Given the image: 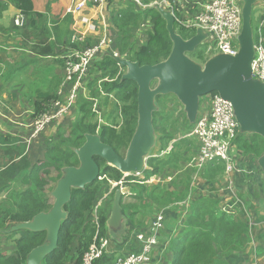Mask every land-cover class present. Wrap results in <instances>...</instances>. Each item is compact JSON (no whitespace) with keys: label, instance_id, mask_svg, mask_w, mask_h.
<instances>
[{"label":"trees","instance_id":"1","mask_svg":"<svg viewBox=\"0 0 264 264\" xmlns=\"http://www.w3.org/2000/svg\"><path fill=\"white\" fill-rule=\"evenodd\" d=\"M140 1L144 4L150 2L149 0ZM3 8L4 6L1 7V9ZM27 14L30 15L28 12ZM114 14L112 20L119 33L116 51L121 57L137 61L140 65H143L158 63L168 56L172 43L165 29V22L155 8L148 7L136 10L133 4L128 1L124 9H119ZM145 21H148L150 25L145 31L147 38L145 42L137 44L132 32L133 30L135 32V29L139 28ZM30 22L31 25H34L33 20ZM174 28L181 36H187L185 30L178 28L176 24ZM252 28L254 39L257 40V27L253 23ZM68 38L70 39V37ZM91 44L92 42L88 39L86 43L78 40L68 41V49L80 50L91 46ZM38 51L47 53L46 47L42 51ZM194 56L196 61L202 58L201 53H196ZM57 60L62 65V60ZM93 65L100 71V74L98 77H92L91 81L87 83L90 97L98 98L102 92L107 97L112 93L115 109H117L119 116L111 117L110 122H107L106 117L108 118L112 112L106 116L103 114V121L107 124H103V122L97 124L92 121L95 114L89 108L92 101L88 100L89 98H83L78 105V119L69 126L68 130L62 128L57 130L55 136L47 141L42 159L38 163L33 164L26 154L15 157L14 151L4 150L6 154L11 155L14 153V156L5 166L0 167V193L8 189L18 175H20V178L17 189L20 190L22 187L23 189L15 194L16 200L13 204L15 209L13 211L0 210V236L2 235L5 242L9 243L8 246L11 247L10 255L0 253V264H25L29 251L43 243L45 239L43 232L36 233L29 230L6 232V230L11 224L29 221L36 213L46 211L51 207L47 196L42 194L44 188L49 184L43 174L49 175V171L54 169L57 172V180L63 167L76 166L78 160L74 149L83 143L84 134H98L102 142L112 146L119 154H121L120 149H126L127 147L137 121V87L134 82L121 79L123 69L112 57L97 58ZM162 97L163 100L165 99V96H158L155 102ZM57 98L56 91L51 88L46 91L37 89L32 117L35 118L40 113L48 111ZM156 113L153 114L155 132L159 129L154 124ZM182 114L185 113L182 111ZM185 122L186 129H191L193 125L188 124L186 118ZM159 130H161V135L157 137L156 143H159L162 150H164L173 139V136L167 130L166 124L160 127ZM188 143L185 137L180 138L177 143L172 145L170 152L162 156L148 158L147 166H149V169L145 170L146 177L161 174L168 167L173 168V170L177 169L179 163H184L188 159L186 156L180 155L188 149ZM233 144L236 145L239 153L250 159L248 165L247 162L241 165L250 167L252 163L259 170L255 159L264 153V138L257 134H251L250 137L245 138L239 133L233 139ZM174 146L176 150H174ZM95 159L99 164V177L101 178L87 185L84 189H72L71 200L64 207L68 214L67 218L61 223L58 246L45 256L42 264H70V262L80 264L82 254L95 234L96 228L90 220V213L101 196L99 191L102 188L109 189L111 182L131 179L130 177H124V174L117 169L106 165L102 159L98 157H95ZM223 170V161L215 160L205 166L202 170L204 172L201 171V176L208 183L218 184L217 180L222 177ZM233 178H235L234 175ZM186 182L183 191L178 195L166 185H163L164 188L159 185L149 188L144 185L141 186V184L138 187H133L137 189H131V193L134 194V201L123 202L121 199L119 202L120 206L126 212H129L128 217H130V227L132 228L135 224H138V222L133 223L135 215L153 214L154 208L163 209L172 206L176 209L179 202L186 201L187 205L182 207L183 222L177 225L178 218L172 216L173 214L166 215L164 224L162 221V228L157 234V243L152 247H157V254L151 264H233V260L230 261V256H233L234 247L238 246L237 244L244 239L248 241L256 239L259 242L264 238V233L260 232L263 229L254 226V221L251 224L252 218L247 217L246 213L245 215L242 213L243 218H239L235 214L227 213L228 211L224 207L222 209L218 204L219 199L216 198L212 190L205 196L195 195L191 197L190 194L189 198H185L189 193L191 174H189ZM235 184L236 182H234ZM117 188H112L109 194L110 197L113 196ZM185 188L186 190H184ZM254 196L257 199L258 197L263 198L257 193L253 194ZM260 199L258 200L260 201ZM247 204L249 203L247 202ZM235 209L236 207H233L230 211ZM106 210L107 208L101 209L98 216V230L101 236L106 235V222L109 214V210ZM138 232L140 231L136 233ZM259 249L262 251L261 248ZM149 262L147 264H150ZM110 263H113L111 255H103L95 264Z\"/></svg>","mask_w":264,"mask_h":264},{"label":"water","instance_id":"2","mask_svg":"<svg viewBox=\"0 0 264 264\" xmlns=\"http://www.w3.org/2000/svg\"><path fill=\"white\" fill-rule=\"evenodd\" d=\"M263 0H242V26L235 55L214 54L200 64L188 54L195 51L205 37L202 30L184 38L175 31L171 12L162 5L153 8L165 22L172 47L168 56L155 64L140 65L125 57L106 52L123 69L122 80L135 83L137 121L123 155L101 141L98 134H84L83 143L76 149L78 164L61 169V175L50 192L51 207L36 213L29 221L11 224L6 232L29 230L43 232L42 244L26 256L25 264H42L46 255L58 246L61 223L67 218L64 207L71 200L72 189H84L99 178V164L95 157L123 174L145 171L147 157L156 144L153 114L157 111L156 98L171 95L182 105L188 124H193L203 96L217 93L229 101L241 134H257L264 138V83L251 77L254 56L252 9ZM264 184V153L255 159ZM129 191V190H128ZM126 194L116 189L107 225L118 227L124 217L119 204Z\"/></svg>","mask_w":264,"mask_h":264},{"label":"crops","instance_id":"3","mask_svg":"<svg viewBox=\"0 0 264 264\" xmlns=\"http://www.w3.org/2000/svg\"><path fill=\"white\" fill-rule=\"evenodd\" d=\"M77 1L78 0H0V97L4 98L8 94L10 100L18 104V107H14L13 104H10V106L13 107L11 109L7 108L8 106H3L4 112L0 114V133L1 137L13 148L15 154L16 152L18 155L26 154L29 160L36 159L37 157L41 158L47 141L54 137L57 132L56 130L53 131V127L59 124L52 123L48 124L33 140L29 141L28 138L31 122L34 119L31 113L34 107L33 103L36 100V90L42 89L46 91L51 88L53 91H57L60 87L62 82V65H60L57 59L62 60V55L70 50L68 49V41L74 42L78 40L79 42L86 43L88 39L92 44H95L100 38L106 37L108 45L101 51L100 57L109 56L105 54L106 52H117L116 48L119 33L117 27L113 23L112 17L119 9H124L127 2L130 0H117V2L108 1L102 9H94L91 6H86L79 13H71L69 8H72ZM149 1V3H151L160 0ZM179 1L182 2L184 0ZM2 6H4L3 9H1ZM144 8L148 7H143L141 9ZM27 12L30 15H28ZM19 14L23 16V23L17 26L14 24V19ZM31 20L34 21V25H31ZM252 23L257 27L258 31L259 28L264 31V0L255 3L253 6ZM141 26L144 25L142 24ZM147 26L150 27V25ZM138 29L139 28H136L135 32L133 30L132 34L134 36ZM68 37H70V39ZM44 47H46L47 53H40L38 50L42 51ZM99 74L100 71L92 63L66 115V119L71 123L70 125L78 119V105L80 101L90 96V90L87 88L89 91L88 95L84 96V89L82 90V88L84 86L87 87V83L91 81L92 77H98ZM44 77L45 83L43 86H45V88L42 86L37 88L40 85H37L36 78L42 79ZM5 85L9 90L11 89V93L3 89ZM65 97L66 91L62 98ZM26 100L28 101V106L23 102ZM13 110L16 111L15 114ZM244 162H247L248 165L250 159L240 154L236 158V170L232 175L235 177L234 182H236L235 191L237 192V196L239 198L241 196L240 199L242 200L246 195V198H248L246 202L251 204L250 201L253 194L257 193L264 197V184L261 182V171L255 168L252 163L250 167H243L241 164ZM217 185L218 184H216V186ZM220 185L221 183H219V186ZM129 187L130 189L133 188L131 186ZM112 188L114 187L111 185L109 189L112 190ZM223 188L225 189H222L220 193L212 190L216 198L219 199L218 204L225 201H230L231 203L233 200L229 197V189L226 185ZM109 189L107 191H102L104 190V188H102L99 193L107 192V196H109L111 192ZM208 194L209 192L203 196ZM128 195L132 197V201L135 200L133 197L134 194L129 190L127 195L122 196L121 199L123 202L124 198ZM191 195V197L198 195V191H193ZM113 197L114 194L110 197L112 201ZM255 201H252V206L249 204L245 206L244 202L243 204L235 205L236 209L233 210L234 214L239 217L246 213V216L249 217L248 215L252 213V209L249 208V206L253 208ZM105 203L109 209V217L112 202L109 205V201L106 199ZM178 205L177 207L179 210L172 208V206L160 209V213H162L164 217L163 224L168 214H173L172 216L178 218L176 222L177 225L183 222L184 213L182 207L187 204L181 201ZM226 205L228 206V203ZM122 210L124 217L118 227L114 228L108 226L106 223V235L110 239L113 251H118L120 256L139 250V242L134 239V234L137 231L143 233L148 232L152 222L155 220V217H153L150 224L148 226L146 225V227H142V222H140V224L138 223L131 228L130 217H128L129 212H126L123 208ZM171 210H176L177 212L173 213ZM238 211L241 213L240 215L237 214ZM263 211L264 209H258L261 217H264ZM253 215L256 217L252 218L254 226H256V223H261L260 226L256 227L263 228L264 220L259 221L260 218L256 216L254 211ZM156 254L157 247H154L149 256L150 264L153 263ZM234 255L240 257L241 251L234 250L233 257ZM233 264H235V262ZM242 264L246 263L242 262Z\"/></svg>","mask_w":264,"mask_h":264},{"label":"built area","instance_id":"4","mask_svg":"<svg viewBox=\"0 0 264 264\" xmlns=\"http://www.w3.org/2000/svg\"><path fill=\"white\" fill-rule=\"evenodd\" d=\"M108 1L117 2V0H78L72 8H69V11L76 14L86 6L102 9ZM130 2L136 10L143 7L162 5L171 12L174 18V25L176 24L178 28L185 30V35L187 36L184 38H189L195 34L197 29L202 30L205 37L201 44H206L204 47V55L206 56L210 57L220 53L235 55L238 51V36L242 26V0H184L182 2L179 0H160L146 5L142 4L140 0H130ZM22 23L23 16L19 14L15 17L14 24L19 26ZM257 34L258 37L254 43V56L251 63V77L264 83L263 30L259 28ZM107 45L108 40L106 37H102L89 47L80 50H69L62 55V82L56 91L58 98L48 111L40 113L32 120L28 137L29 141L36 138L48 124L65 120V116L76 97L78 89L81 87V82L86 76L89 66L100 57L101 51ZM111 53L120 56L115 51H111ZM65 91L66 97L62 98ZM202 98L193 127L183 137H192L197 142L199 150L193 166L191 165L196 172L200 173L212 161H223L224 170L222 176L227 182L229 197L233 200L226 207L228 208L227 211H230L235 205L240 204V199L235 194L232 175L236 170V158L241 154L237 149H234L235 144H233V139L240 133L239 125L229 101L223 99L217 93H209ZM171 148L169 146L160 151L161 155H158V153L156 155H148L147 159L162 156L170 152ZM132 176L139 178L137 181L142 180V182H148L154 177H144L142 172L124 174V177L127 178ZM126 181L111 182V185L122 189L126 193L124 195H127L129 191L125 186ZM106 196L107 192L103 197L105 198ZM105 201L100 197L90 213L96 230L92 241L82 254L80 264H95L103 255H111L113 263L110 264H147L152 247L157 243L158 231L162 228L163 214L159 213L156 215L147 233L138 232L135 234V239L140 243L139 251L120 256L118 251H113L109 237L99 234L98 216L100 210L106 208L102 205ZM184 203L186 204L185 200ZM250 223L252 224V221Z\"/></svg>","mask_w":264,"mask_h":264},{"label":"rangeland","instance_id":"5","mask_svg":"<svg viewBox=\"0 0 264 264\" xmlns=\"http://www.w3.org/2000/svg\"><path fill=\"white\" fill-rule=\"evenodd\" d=\"M143 25L144 26L139 27L138 31L135 33V36H134L135 41L138 39L137 40L138 42L136 41L137 44L145 42L146 37H147V36H145V31H146V29H148L147 25H149V24L146 21L143 23ZM263 37H264V31H263ZM205 45L206 44H204V43L200 44L198 46V48L195 51H193L192 53H189L188 56L191 59H193L194 61H196L194 54L201 53L202 58L198 59L197 61H198V63L203 64L205 62V60L209 58V56L204 55ZM76 50H79V49H76ZM36 83H37V85H40L37 88H40L41 86L43 88H45V86H43L45 83V77L42 79L36 78ZM3 89H5L6 92L7 91H9L10 93L12 92L11 89L9 90L6 85L3 87ZM82 90H83L84 96L88 95L89 91L87 90L86 86H84L82 88ZM88 98H89L88 100L92 101V104L89 107L90 111L95 114L92 117L93 122H96L97 124H101L102 122H103V124H107V123H105V121H103L104 115L106 116L108 113L112 112L108 118L106 117L107 122H110L111 117L118 115V111H117V109H115V101L113 100V94L112 93L109 95V97L108 96L106 97L105 94L102 92L101 96L98 98L90 97V96ZM165 99H166V101L164 102ZM165 99L163 100V97H162L158 101H156V105H157L158 109L156 111L157 113L155 116L154 124L157 125V127H159V129H160V127H163L166 124L167 130L170 131V133H172L173 139L167 144L166 148H168L169 146L172 147L173 144L177 143L180 138H183L184 134L188 133L192 129L193 126L189 130L186 129V122H185L186 117H185V114H182L183 107L177 101V99L174 96L166 95ZM202 99L203 98H201V100H200V105L202 103ZM23 102L26 106H28L27 100L23 101ZM10 104H13L14 107H18L17 102L14 103L12 100H10V96L8 94L4 98L0 97V114H2L4 112L3 106H6V107L8 106L7 108H10V109L13 108L10 106ZM13 113L15 114L16 111L13 110ZM31 115H32V113H31ZM56 124H59V125L54 126L53 131H55V130L57 131L59 128H62L64 130H68L71 123L66 119V116H65V120L60 121V122H56ZM159 129L156 130V136L157 137H159L161 135V130H159ZM242 135L245 138H248L251 136V134H242ZM185 138L189 142L188 143L189 147H188V149L184 150V152H182L180 154V155L186 156L188 158L186 161H184V163H181V164L179 163L178 168L175 170H173V168H171V167L166 168L164 171H162L161 174L154 175V177H152L148 182H142V180L137 181V180H139V178L132 176V177H130L131 179L126 181L127 190H131L129 186L138 187V185H141V184H142L141 186L144 185V186H147L149 188H153L156 185H159V186H163V185L165 186L166 185V186H169L171 188V190L178 195L180 192L183 191L182 189L187 184L186 181L189 177V174H191V183H190L189 193L185 198H187L195 190L198 191V196L201 197L204 194H207L208 192H210L211 190H214L215 192L220 193L222 189H225L223 187H225V185L227 186V182L225 181V179H223V176L221 178H218V180H217V181H219V183H221V185L219 186V183H218V185L216 186V184L213 185L211 183H208L206 180H204V178L201 176V172L198 173V172H196L194 167H191V165L193 166V163L195 161V158H196V155H197L199 149L197 146V142L192 137H185ZM234 149H237V147L235 145H234ZM4 150L14 151L13 148L8 144V142L5 141L1 137V133H0V167L5 166V164H7L10 161V159H12V157L14 156V153L11 155L6 154V152H4ZM174 150H176L175 146H174ZM119 151L121 152V154H123L125 152V148L120 149ZM160 151H163L162 147L159 145V143H156L155 146L150 151L149 155L150 156L156 155L157 153H158V155H161ZM232 153H233V151H232ZM17 155L18 154L16 152L15 157ZM41 159H42V157L41 158L37 157L36 159L31 160V162L33 164H36L39 161H41ZM145 167L149 168V166H147V164ZM202 172H204V171H202ZM43 175H44L45 179L48 180L49 184L44 188V191L42 192V194L47 196V200L51 204L53 202V198L50 195V191L53 189V187L55 185V180L57 178V172L54 169H51L49 171V175H47V174H43ZM146 175H147L146 171L142 172V176L146 177ZM41 176H42V174H41ZM19 178H20V175L16 176V179L12 182L11 186L8 189H6L0 193V210L13 211L15 209L13 206V204L16 200L15 194L18 191L21 192L23 189V187L20 190L17 189L19 187ZM164 186H163V188H164ZM133 189H137V188H133ZM105 190L107 191L108 189H104L102 191H105ZM184 190H186V188ZM100 194H101V196H100L101 199H103V200L108 199L109 205H110L112 202V198H110L109 196H106L104 198L103 195L105 193H100ZM235 194L237 196L236 191H235ZM247 199L248 198H246V195H245L244 198H242V200L240 199V204L244 202V204L246 205L247 204L246 201H248ZM258 199H260V198L258 197ZM258 199H257V197L254 196V197H252V199L250 201V203L252 204V201L257 200L259 204L255 201V203L253 204V208L251 206H249V208L252 209V213L250 215H248L249 218L255 217L253 215V211L255 212L256 216L259 217L260 212H258V209L264 208V197L262 199H260V201ZM132 200L133 199L131 196H126L124 198V202H127V201L129 202ZM227 203L229 205L230 201H225V202L221 203L223 205H221V204H219V205H221L222 209L224 207V209L228 210V208H226ZM102 205L107 208L105 202H103ZM249 208H247V209H249ZM108 210L109 209L107 208L106 211H108ZM176 210H179L177 206H176ZM176 210H173V211L171 210V212H173V213L177 212ZM159 213H160V209L154 208L153 214H150V213L148 215L137 214L134 216L133 223L138 222L140 224V222H142V227H146V225L148 226L150 224L153 217H156V215ZM227 213L234 214V211H228ZM237 214L240 215L241 213L238 211ZM239 217L243 218V216H239ZM261 218L262 217H260L259 221L264 220ZM90 220L92 221L91 218H90ZM136 225L137 224H135V226ZM255 225L260 226L261 223H256ZM262 229L263 230L260 232L264 233V226ZM8 245H10V244L6 243L4 237L1 235L0 236V253L1 254H5V255L11 254V247ZM237 245L238 246L234 247V250L241 251V256L240 257L235 256V255H234V257L230 256V261L233 260L232 262L233 263L235 262V264H242V262H244L246 264H264V238H262V240L259 242L256 239L255 240L251 239V241L244 239L241 241V243H239ZM259 248H261L262 251ZM70 264H73V263L70 262Z\"/></svg>","mask_w":264,"mask_h":264},{"label":"clouds","instance_id":"6","mask_svg":"<svg viewBox=\"0 0 264 264\" xmlns=\"http://www.w3.org/2000/svg\"><path fill=\"white\" fill-rule=\"evenodd\" d=\"M146 164H147V161H146ZM149 169V168H148ZM145 170H146V168H145ZM145 172V171H144Z\"/></svg>","mask_w":264,"mask_h":264},{"label":"flooded vegetation","instance_id":"7","mask_svg":"<svg viewBox=\"0 0 264 264\" xmlns=\"http://www.w3.org/2000/svg\"><path fill=\"white\" fill-rule=\"evenodd\" d=\"M124 154V153H123ZM123 154H121V155H123ZM57 181V180H56ZM51 192V191H50ZM52 204V203H51Z\"/></svg>","mask_w":264,"mask_h":264}]
</instances>
